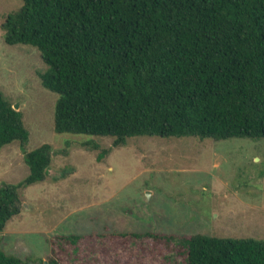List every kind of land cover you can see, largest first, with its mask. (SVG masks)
<instances>
[{
  "label": "trees",
  "instance_id": "trees-1",
  "mask_svg": "<svg viewBox=\"0 0 264 264\" xmlns=\"http://www.w3.org/2000/svg\"><path fill=\"white\" fill-rule=\"evenodd\" d=\"M0 29L6 45L39 52L57 135L112 138L115 147L137 137L264 140V0H22ZM27 140L0 89V150ZM50 150L25 153L27 176L0 187V232L19 213L18 191L44 181ZM115 236L174 241L186 264H264V239ZM54 253L48 264H61ZM0 264L23 261L0 248Z\"/></svg>",
  "mask_w": 264,
  "mask_h": 264
},
{
  "label": "rangeland",
  "instance_id": "rangeland-1",
  "mask_svg": "<svg viewBox=\"0 0 264 264\" xmlns=\"http://www.w3.org/2000/svg\"><path fill=\"white\" fill-rule=\"evenodd\" d=\"M22 0H0L3 17ZM39 52L8 46L0 29V89L22 114L26 144L0 150V187L28 174L25 153L51 146L44 181L18 191L19 213L0 232V248L23 264H186L176 242L117 233L194 234L264 239V140L57 135L56 96L38 73ZM115 233V234H114ZM80 236L73 244L61 237Z\"/></svg>",
  "mask_w": 264,
  "mask_h": 264
},
{
  "label": "water",
  "instance_id": "water-1",
  "mask_svg": "<svg viewBox=\"0 0 264 264\" xmlns=\"http://www.w3.org/2000/svg\"><path fill=\"white\" fill-rule=\"evenodd\" d=\"M13 109H14V110H17V105H14V106H13Z\"/></svg>",
  "mask_w": 264,
  "mask_h": 264
}]
</instances>
